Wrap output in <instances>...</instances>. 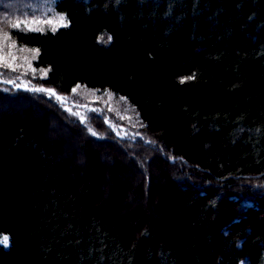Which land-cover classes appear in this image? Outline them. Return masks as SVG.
Returning <instances> with one entry per match:
<instances>
[{
  "label": "trees",
  "instance_id": "obj_1",
  "mask_svg": "<svg viewBox=\"0 0 264 264\" xmlns=\"http://www.w3.org/2000/svg\"><path fill=\"white\" fill-rule=\"evenodd\" d=\"M6 2L0 264H264V0Z\"/></svg>",
  "mask_w": 264,
  "mask_h": 264
},
{
  "label": "rangeland",
  "instance_id": "obj_2",
  "mask_svg": "<svg viewBox=\"0 0 264 264\" xmlns=\"http://www.w3.org/2000/svg\"><path fill=\"white\" fill-rule=\"evenodd\" d=\"M1 1H2V3L7 4L6 1H10V0H1ZM8 4L10 5V2H8ZM29 9H31V11H34L35 9H39V10L37 13H35V12L33 13L32 18L23 19L24 21L22 22V24L24 26H26L28 29L56 30L58 28L63 27L61 22L59 21V17H61V16L55 14L52 11L51 7L48 6L47 3H43V1H42L40 7L39 6L38 7L29 6ZM29 9H27V10H29ZM49 22H51V23H49ZM13 85L16 88L31 89V87L25 83H14ZM47 92L50 94V92H53V91L47 90ZM74 93H75L76 97H79V96L83 97L85 95L90 94L86 89H82V88L75 90ZM9 107L10 108L1 110L0 116L2 115V117L6 118V117L10 116L12 113L18 112L19 116H21V117H25V116L32 117L33 119H36L39 123L46 121L47 122L46 128H45V130L44 129H42V130L45 132L47 131L46 133H49V134H47V136H49L50 138L52 137V139H55L57 141L60 140L61 143H62V141H67V142L71 141L72 143L73 142L77 143V142L83 140L82 137L78 133H75L76 135L73 136L67 131V129L59 126L57 124L55 116L54 117H51V116L48 117V116L42 115L39 111L16 109V108L11 107V106H9ZM19 112H22V114H20ZM2 117H0V121H1ZM8 118H10V117H8ZM51 135H53V136H51ZM92 149H101L104 151V153L106 155L111 153L110 156L112 157V160H114L115 162H117L119 164H122L126 168V172L128 173L126 176L129 179L128 184H134V187H136L135 184H137L138 180H139L138 173H135L134 170L129 165L125 164V161L123 159H121L117 154L112 153V152H110V151H108L102 147L93 146ZM134 161H135L136 165L138 166L139 165L138 161H136V159ZM128 166H129V168H128ZM153 176L155 178L153 180V183H155V185H157V186L159 184L162 185L161 184L162 180L160 181L161 178L157 174H154V173H153ZM3 246L5 248H8L9 241L7 242L6 246H5V244H3Z\"/></svg>",
  "mask_w": 264,
  "mask_h": 264
},
{
  "label": "snow or ice",
  "instance_id": "obj_3",
  "mask_svg": "<svg viewBox=\"0 0 264 264\" xmlns=\"http://www.w3.org/2000/svg\"><path fill=\"white\" fill-rule=\"evenodd\" d=\"M65 17L61 16L59 17V21L61 22L62 26H67L65 23H63L65 21ZM51 23V22H49ZM14 27H18L19 25H13ZM29 30H34V29H29ZM10 39V37L7 36V34L4 35L3 40L4 42H7ZM110 39V38H109ZM12 47H15V42L13 41L11 44ZM21 51H28L27 49H21ZM34 51L36 54L39 53L38 49L32 50ZM35 58V56H33V59ZM3 59L6 60V57H3ZM47 73H44V75H46ZM36 91H44V89H34ZM51 95H55L54 92H50ZM57 99H62L61 97H57ZM93 134L95 135V132H93ZM8 242V237L7 236H3L2 238H0V243L5 244V246L7 245Z\"/></svg>",
  "mask_w": 264,
  "mask_h": 264
}]
</instances>
